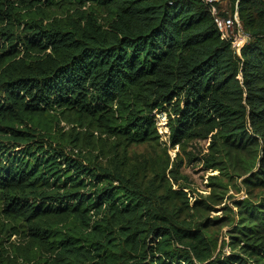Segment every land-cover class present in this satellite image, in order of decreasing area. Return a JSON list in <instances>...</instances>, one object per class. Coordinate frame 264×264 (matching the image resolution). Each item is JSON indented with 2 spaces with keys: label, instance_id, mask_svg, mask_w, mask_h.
Returning a JSON list of instances; mask_svg holds the SVG:
<instances>
[{
  "label": "trees",
  "instance_id": "1",
  "mask_svg": "<svg viewBox=\"0 0 264 264\" xmlns=\"http://www.w3.org/2000/svg\"><path fill=\"white\" fill-rule=\"evenodd\" d=\"M230 1L241 56L202 0H0V264H264V0ZM152 142L173 162L131 161ZM198 163L249 190L220 249L173 187Z\"/></svg>",
  "mask_w": 264,
  "mask_h": 264
},
{
  "label": "rangeland",
  "instance_id": "2",
  "mask_svg": "<svg viewBox=\"0 0 264 264\" xmlns=\"http://www.w3.org/2000/svg\"><path fill=\"white\" fill-rule=\"evenodd\" d=\"M230 5L231 1H230ZM5 24L0 23V29L5 28ZM23 22L15 23L14 33L15 36L23 35ZM0 45H7V41L4 40L3 36L0 34ZM60 117L59 125H57L58 133H61L63 137H68L74 139L76 132H84V129L76 126L73 123H69ZM158 118V117H157ZM161 125L167 124V118L165 120V115L161 116L159 119ZM166 125L162 128L164 129ZM161 129V128H160ZM159 129V132H160ZM161 133V132H160ZM99 133L95 132L93 140L96 142V149L92 150L89 148L87 143L82 141H77L79 147L75 149L77 152L82 151V154H89L91 151L98 153L102 141L98 140ZM82 137V136H80ZM84 141V140H83ZM87 141V139L85 140ZM112 140L108 141L110 144ZM108 146V145H107ZM107 146H104V149H107ZM199 151L205 152L204 144L200 143ZM168 149V154L171 158V163L176 157V148H168L164 145L157 144L156 142L152 143H141L133 144L128 148V154L133 163L144 162L148 160V166H151L154 161L160 159L166 160L167 153L165 149ZM70 150V148H68ZM240 169L238 168V173L234 169H206L205 165L202 163L191 164L181 168L182 179L179 183L174 184V188L185 190L188 194V199L192 205L194 201L203 200V202L208 204V207L205 209L203 216L198 215L197 219L201 221H207L211 226L209 231L211 234L217 238L219 243V249L223 245V241L229 240V234L232 231V228L238 221L237 217V206L235 201L243 199L248 196L249 190L246 186L243 185L242 180L245 176H241ZM250 196L254 201L261 199L264 194H262L259 188H255L251 191ZM2 203L0 202V220H3L2 214ZM235 218L234 224H232ZM18 240L16 235L11 237V241ZM224 251L229 253L231 247L227 244L224 247Z\"/></svg>",
  "mask_w": 264,
  "mask_h": 264
},
{
  "label": "built area",
  "instance_id": "3",
  "mask_svg": "<svg viewBox=\"0 0 264 264\" xmlns=\"http://www.w3.org/2000/svg\"><path fill=\"white\" fill-rule=\"evenodd\" d=\"M210 9L215 24L218 30L221 32L223 39L233 40L234 52L241 56V50L243 46L250 40V35L246 33L242 27L239 13L237 10L232 11L230 7V0H202ZM165 115V120L167 114L165 112H157V124L158 130L160 129V134L163 140H168L169 138V128L167 124L161 125L159 119L161 116ZM165 126L163 129L162 127Z\"/></svg>",
  "mask_w": 264,
  "mask_h": 264
}]
</instances>
